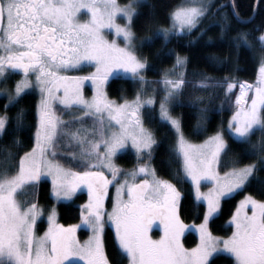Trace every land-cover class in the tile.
<instances>
[{
    "label": "snow or ice",
    "instance_id": "6c2138e0",
    "mask_svg": "<svg viewBox=\"0 0 264 264\" xmlns=\"http://www.w3.org/2000/svg\"><path fill=\"white\" fill-rule=\"evenodd\" d=\"M143 2L129 0L122 6L118 0H0V84L5 85L0 97H6L0 113V264H124L125 260L127 264H214L221 255L230 258L229 264H264V180L258 178L264 172V25L233 37L237 49L241 43L249 50L259 47L254 83L228 75L221 80L203 77L194 85L203 90L222 89L230 98L238 83L239 94L227 127L221 121L201 143H193L189 136L208 133L210 109L200 108L196 124L187 129L172 114L174 103L189 85L188 58L176 53L172 69L163 73L161 81L152 82L164 85L157 115L158 90L145 93L144 85L149 82L143 73L148 61L141 51L157 39L162 38L163 49L173 37L190 35L213 12L212 0L178 5L168 14L169 25H159L154 31L155 13H150L146 30L151 34L137 44L133 28ZM82 13L89 18L81 21ZM232 15L240 23H252V17L240 20L235 7ZM119 19L125 23H118ZM222 20L226 24L228 16ZM226 30L221 27L222 32ZM253 32L260 33L255 43L249 39ZM172 52L169 49L166 54ZM253 59L257 60L255 54ZM82 65L95 71L85 76L61 74ZM116 70H123L141 85L131 101L108 99L105 83ZM177 70L178 77L170 79ZM239 71V67L233 69ZM18 74L21 78L8 87L11 77ZM88 81L93 86L91 99L82 91ZM34 89L39 90L40 99L34 118L29 119L30 110L21 103ZM203 99L196 97V102ZM57 103L63 106L62 112L57 111ZM12 108L16 111L10 114ZM64 113L72 119H62ZM88 118L92 119L90 128L84 127ZM77 123L80 127L73 129L71 125ZM146 123L170 126L165 135L171 133L172 142L165 163L171 179L160 177L151 166L162 141ZM25 132L31 133L32 146L21 154ZM5 137H9L7 142ZM61 141L79 148V152L69 153V163L84 171H73L56 159ZM233 144L239 152L233 151ZM129 145L135 150L136 166L124 170L115 159ZM244 159L249 162L242 164ZM221 166L228 167L223 175L218 171ZM141 174L146 178L137 183ZM45 176L51 178V195L56 200H71L81 186L87 187L89 199L81 206L80 224L64 227L57 223L53 207L48 211V230L37 236L36 225L44 210L38 199L33 202L21 197H38ZM189 180L194 190L192 208L197 218L202 215L198 225H187L181 218L183 192L178 186ZM254 180L261 198L245 195L231 217L232 234L226 239L214 236L209 224L219 213L222 199L249 188ZM202 181L212 184L206 192L201 191ZM112 184L116 185L115 203L105 213L104 199ZM201 203L205 207H197ZM249 207L251 215L245 211ZM105 215L115 230L113 258L105 253ZM82 225L91 231L83 243L76 237ZM154 226L162 233L159 239L150 235ZM189 228L199 234V243L192 248L181 242Z\"/></svg>",
    "mask_w": 264,
    "mask_h": 264
},
{
    "label": "trees",
    "instance_id": "16d2710c",
    "mask_svg": "<svg viewBox=\"0 0 264 264\" xmlns=\"http://www.w3.org/2000/svg\"><path fill=\"white\" fill-rule=\"evenodd\" d=\"M122 3H126L129 0H119ZM180 2V0H144L138 11L141 13L137 17L133 30L137 33V39H140L146 35H150L151 31H154L159 25L167 26L169 24L168 14L169 12ZM255 0H233L235 10L239 13L243 19L249 18L253 12ZM218 6H223L216 11ZM155 13V21L152 22L151 31L146 30V24L149 22V14ZM228 16V21L222 20L224 15ZM264 25V0H258L256 11L252 19V23L242 24L232 15V11L229 5V0H215L213 4V12L208 15L207 18L199 25L198 28L192 31L190 35H184L182 37H173L171 42L166 47L161 49L162 38L157 39L151 46L146 45L141 55L147 58L148 67L144 73L145 79L151 82H159L162 80L163 73L166 70H170V67L175 63L176 53L188 58L187 65V79L189 85L185 89L184 93L177 98L176 103L172 107V113L178 115L183 123L188 127L196 124L197 115L199 109L207 106L210 111L208 113L210 117V125L208 133L199 136H189L192 139L200 140L206 137L214 131L221 121H223L224 127L228 122L230 115L235 110L236 105L233 100L238 92L239 84L233 90L230 98H226L222 89H197L194 85L200 81L203 77H212L216 80H221L225 76L234 75L240 82H250L256 77V61L253 59V55L259 53V47H254L249 50L241 43L239 49L236 48V43L233 37L241 31H250L251 29ZM226 27V31L222 32L221 27ZM203 30V34L201 32ZM264 31V28H262ZM260 35L259 32H253L249 38L255 43V38ZM169 49H172V55H167ZM160 50V54L157 55V51ZM235 67H239L241 71L233 72ZM65 74H77V73H65ZM178 75L172 74L170 79H176ZM138 81L133 79L114 77L108 80L106 89L110 96L121 97L122 95H133L137 88ZM159 85L160 83H155ZM37 95L34 90L31 94L26 95L21 103V106L27 107L30 110L29 119H33L35 116V106L37 104ZM196 97H203V102H196ZM209 97L211 99L209 100ZM195 102V103H194ZM6 103L4 98L0 99V113L3 112V105ZM60 109V105H59ZM16 111L15 108L10 109V114ZM157 114V112H156ZM158 115V114H157ZM70 118L69 120H71ZM88 119L85 120L87 122ZM78 124V123H77ZM77 124H72L73 128ZM156 135L158 141H162L160 147L155 153V157L152 161V167L157 170V174L160 177L171 179L167 165L165 163L166 150L169 143H171V133L166 136L165 133L167 127H159L155 123L149 125ZM31 133L25 132L23 139L25 140V148L21 151L30 150L32 142L29 139ZM9 137H5L4 142H7ZM254 140L257 137L253 138ZM234 152H239V147L233 144ZM65 149L58 148L56 159L68 168L78 169L80 166L69 163V157L65 156ZM230 153L229 155H231ZM130 155L129 152L122 153L117 157V160L124 161L126 156ZM228 159L227 157L225 158ZM247 159L242 160L243 163H248ZM131 164V163H130ZM231 165H229L230 167ZM222 172L228 170V167H219ZM82 170V169H81ZM258 178L264 180V172L258 174ZM175 182V181H174ZM183 192V199L180 208L181 218L185 222H199L202 220V215L197 218L192 205L195 203L192 193V187L189 181L183 185H179ZM258 185L254 180L252 185L245 189L238 191L229 197L223 198L221 201V209L219 213L212 218L209 224L210 230L218 235L227 236L231 233L232 227L228 224V219L232 215L238 199L245 193L254 195L257 199L261 197L257 195ZM38 197L40 201H45L49 205L53 202L50 194V183L48 180H41L39 184ZM85 198V193H79L76 195L74 201L60 202L57 205L59 212V219L63 224H72L79 220V207L78 201H82ZM107 195L105 196V199ZM104 199V201H105ZM197 207H205L202 203ZM80 232H84L80 229ZM105 244V253L109 258L115 256V234L111 226L106 225L103 235ZM183 241L185 246L190 247L196 243L197 237L193 232H187ZM230 258L220 256L214 259V264H229ZM127 261H124L126 264Z\"/></svg>",
    "mask_w": 264,
    "mask_h": 264
},
{
    "label": "rangeland",
    "instance_id": "374dc122",
    "mask_svg": "<svg viewBox=\"0 0 264 264\" xmlns=\"http://www.w3.org/2000/svg\"><path fill=\"white\" fill-rule=\"evenodd\" d=\"M214 1H215V0H212V5L214 4ZM128 2H129V1H128ZM128 2H126V3H122V2H120V1L118 0V3H119L120 5H122V6H123L124 4H127ZM194 2H195V0H180V2H179L175 7H177L178 5H185V6H188V5H191V4L194 3ZM205 2H207V0H205ZM175 7H174V8H175ZM174 8H173V9H174ZM80 18H81V21H84V20H87L89 17H88V15H87L86 13H82ZM117 22L120 23V24L125 23V21H124L123 19H119ZM168 25H169V24H168ZM168 25H167V26H168ZM105 35H106V37L109 38V39L112 38V35L108 32V30H105ZM137 44H139V40H138V39H137ZM255 55H256V57H257V61H258L259 53H256ZM257 61H256V63H257V65H256V74H257V70H258V62H257ZM172 67H173V66H171L170 69H172ZM94 71H95V68H94V67L89 66V65H82V66L78 67L77 69L68 70V71L62 72L61 74H62V75H66V76H70V77H71V76H85V75H89L90 73H92V72H94ZM63 73H77V74H63ZM144 73H145V72H144ZM144 73H143V75H144ZM178 73H179V70H177L176 75H178ZM114 77H121V78L132 79V78L130 77V75L124 73L123 70H116V71H114L113 75L110 76L109 79H110V78H114ZM144 77H145V75H144ZM20 78H21V75H20V76L14 81V83H15L17 80H19ZM33 80H34V79H33ZM255 80H256V77H255L254 79H252L249 83H254ZM146 81H147V80H146ZM148 82H149L148 84L144 85L145 93H146L147 95H150V94L152 93V89H153V88H156V89L158 90V91H157V103H156V105H155L156 112H157V114H158V112H159V98L162 97L163 94H164V92H163L164 85H163L162 83H160L159 85H157V84H155V83H152L151 81H148ZM14 83H8L7 86H8V87H11V86L14 85ZM107 83H108V81L105 83V91H106V93H107L108 99L113 100V101H116V102H118V103H123L125 99L131 101V100L135 97V95H136V93H137V90L140 89V87H141V85H140V83H139V81H138L137 88H136V90H135V92H134L133 95H122L121 97H116V96H110V95L108 94L107 89H106ZM3 87H5V85L2 84L1 88H3ZM34 91H35L36 95L38 96V97H37V103H38V101H39V99H40L39 90L36 89V90H34ZM82 91H83L84 96H85L87 99H91V98H92V96H93V86H92V84H91L90 81H88V82L85 83V85L83 86ZM59 95H60V94H59ZM249 103H250V101H249ZM57 104H58V103H57ZM56 109H57V108H56ZM60 109H61L60 112H62V111H63V106H62V105H60ZM72 111L75 112L77 116L80 115V112H79L77 109L74 108V109H72ZM234 111H235V110H234ZM234 111H233V112H234ZM172 114H173V113H172ZM232 114H233V113H232ZM232 114H231V115H232ZM173 115H174V116H178V115H176V114H173ZM231 115H230V117H231ZM230 117H229V119H230ZM70 118H72V117H71L69 114H67V113L62 114V119H64V120L67 121V120H69ZM229 119H228V120H229ZM227 123H228V122H227ZM227 123H226L225 128L227 127ZM91 125H92V119H91V118H88V121H87V122L84 121V127H86V128H90ZM146 126L149 127L147 123H146ZM79 127H80V124H77L76 126L73 127V129H75V128H79ZM89 138L91 139V137H89ZM188 138H189L193 143H201V142L203 141V139H205L206 137H204L203 139H200V140H195V139H192V138H190V137H188ZM61 147H62L63 149H65V150H64V151H65V154H66L65 156H67V157H69V153H71V152H73V151L79 152V148H78V147H68L67 144L65 143V141H61L60 143H58L56 150H57L58 148H61ZM125 152H129L130 155H127V156H126V159H125L124 161H119V160H117V157L119 156V154L121 155L122 153H125ZM117 157H116V159H115V163H116V165H117L118 167H120L121 169H124V170H131L134 166H136V154H135V150L132 149L130 145H129V147H128L126 150H123L121 153H118ZM130 163H131V164H130ZM62 165H63V164H62ZM63 166H64V165H63ZM151 166H152V165H151ZM64 167H66V166H64ZM66 168H68V167H66ZM81 169H82V170H81ZM84 170H85V169H84L83 167H80V168H78V169H74L73 171H84ZM94 170H95V169H94ZM104 171H105V175L108 176L109 179H111V174H110L106 169H105ZM218 171L220 172L221 175H223L224 172H225V171L222 172V171L220 170V168H218ZM226 171H228V170H226ZM145 178H146V177H145L143 174H141V175H139V176L136 178V182L139 183L142 179H145ZM162 178H164V179H169V178H165V177H162ZM120 179H121V181H123L124 177L121 176ZM41 180H48V181H49V183H50V194H51V188H52V185H51V178L45 176V177H42ZM173 182H174V181H173ZM174 183H175V182H174ZM189 183L191 184V181H190V180H189ZM191 187H192V185H191ZM211 187H212L211 182H208V181H202L201 191L206 192V191H208V189L211 188ZM38 191H39V190H38ZM82 192L85 193V198H84L82 201H78V202H79V203H78V207H79V216H80L81 206L87 204V203H88V199H89V197H88V190H87V187H86V186H81L80 188H78L77 191H76V193L74 194V196L72 197L71 200H59V201H58V200H56V199L51 195V197H52V201H53V202H52L50 205H49L47 202H45V201H40V200H39V197H37V196L29 195V196H26V197H21L22 200L33 201V202H36V200L38 199V203H39L40 207L44 210L43 215L39 218V220H38V222H37V225H36V234H37V236H42V235L48 230V227H49V225H48V211H49L50 209H52L53 207L56 208V212H57V217H56V219H57V223L63 225L64 227H68V226L73 225V224H80V223H81L80 218H79V220H78L77 222H75V223H72V224H63V223L60 221V219H59V212H58L57 205H58L60 202H71V201H74L76 195L79 194V193H82ZM192 193H193V196H194V190H193V188H192ZM38 194H39V193H38ZM245 195H249V194H248V193H245L244 195H242V196L238 199L237 204H236V207H235V209H234L232 215L234 214V212H235V210H236V208H237L239 202H240L242 199H244ZM115 197H116V185H115V184L109 185V187H108V192H107V198H106L105 201H104V211H105V213H108V212H111V211H112L113 206H114V203H115ZM124 199H125V200L127 199L126 194H125V196H124ZM25 206H27V205L25 204ZM204 206H205V205H204ZM245 211H247V213H248L249 215H251V208H250V207H249L248 209H246ZM232 215H231V216L229 217V219H228V224H230V220H231ZM104 219H105V226H106V225L111 226V228L113 229L114 234H115L114 227H113V226L111 225V223L108 221V219H107V215H105ZM184 222H185V221H184ZM201 222H202V220L199 221V222H185V224H187V225H198V224H200ZM230 225H231V224H230ZM231 227H232V231H233L234 228H233L232 225H231ZM80 229H83L84 232H80ZM209 229H210V228H209ZM210 231H211V230H210ZM232 231H231V233H230L229 235H227V236H221V235H218V234L213 233L212 231H211V232H212V234H213L214 236H216V237H219V238H221V239H226L227 237H229V236L232 234ZM187 232H193V233L196 235V237H197V241H196V243L193 244V245L190 246V247L185 246L184 241H183V237H184V235H185ZM161 234H162V233L160 232L159 228L156 227V226H154L153 229H152L151 232H150V235H151V237H152L153 239H159V237H160ZM90 235H91V231H90L89 229H87V228H86L85 226H83V225L77 229L76 237H77V239H78L81 243H83L84 241L88 240V238H89ZM184 235L181 237V242L183 243V245H184L186 248H192V247H195L196 244L199 243V234H198V232H196L193 228H189L188 230H186L185 233H184ZM81 264H82V262H81ZM126 264H127V263H126Z\"/></svg>",
    "mask_w": 264,
    "mask_h": 264
},
{
    "label": "water",
    "instance_id": "95a60500",
    "mask_svg": "<svg viewBox=\"0 0 264 264\" xmlns=\"http://www.w3.org/2000/svg\"><path fill=\"white\" fill-rule=\"evenodd\" d=\"M257 4H258V0H255V2H254V6H253V12H252V14H251V16H250V17H252V18L254 17V14H255L254 9H256ZM229 5H230V8H231V11L233 12V7H234L233 0H229ZM247 19H249V18L243 19V18L240 17V20H247ZM242 24H245V23H242Z\"/></svg>",
    "mask_w": 264,
    "mask_h": 264
},
{
    "label": "flooded vegetation",
    "instance_id": "af4514ba",
    "mask_svg": "<svg viewBox=\"0 0 264 264\" xmlns=\"http://www.w3.org/2000/svg\"><path fill=\"white\" fill-rule=\"evenodd\" d=\"M63 74H65V73H63ZM19 76H20L19 74H18V75H14V76H12L11 79L9 80V83H14V81H15ZM32 79H34V77H32ZM1 86H2V84H0V88H1ZM34 90H36V89H34ZM59 94H60V95H63V90H60ZM2 98H4V99L6 100V97H0V99H2Z\"/></svg>",
    "mask_w": 264,
    "mask_h": 264
},
{
    "label": "crops",
    "instance_id": "0c3cea01",
    "mask_svg": "<svg viewBox=\"0 0 264 264\" xmlns=\"http://www.w3.org/2000/svg\"><path fill=\"white\" fill-rule=\"evenodd\" d=\"M55 107L57 108V111L60 112L61 109H59V104H56Z\"/></svg>",
    "mask_w": 264,
    "mask_h": 264
}]
</instances>
